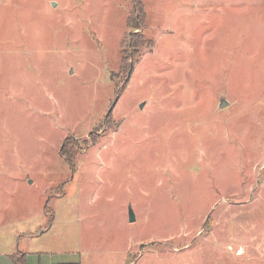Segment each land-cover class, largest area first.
Returning a JSON list of instances; mask_svg holds the SVG:
<instances>
[{"label":"rangeland","instance_id":"obj_1","mask_svg":"<svg viewBox=\"0 0 264 264\" xmlns=\"http://www.w3.org/2000/svg\"><path fill=\"white\" fill-rule=\"evenodd\" d=\"M139 1L0 0V249L264 264V0Z\"/></svg>","mask_w":264,"mask_h":264},{"label":"trees","instance_id":"obj_2","mask_svg":"<svg viewBox=\"0 0 264 264\" xmlns=\"http://www.w3.org/2000/svg\"><path fill=\"white\" fill-rule=\"evenodd\" d=\"M131 4H132V11H131L130 19L127 21V24L129 25V27H132L134 30H139L140 28H142L144 21V12L142 9V5L139 0H131ZM135 17H137V19H135ZM131 35L138 37L135 33L129 34L127 38V41L129 43H132ZM145 45L146 43L143 41L141 43V46L144 47ZM10 260L12 264H26L25 254L15 253L10 256Z\"/></svg>","mask_w":264,"mask_h":264},{"label":"crops","instance_id":"obj_3","mask_svg":"<svg viewBox=\"0 0 264 264\" xmlns=\"http://www.w3.org/2000/svg\"><path fill=\"white\" fill-rule=\"evenodd\" d=\"M20 238V237H18ZM5 253L2 252V250L0 249V264H12L10 262L9 259H7V257H10L11 255L15 254V253H20V254H25L23 253V250H19L18 248H16L15 251H4ZM26 264H33L32 263V258L31 257H27L26 256ZM72 264V263H70ZM76 264V263H74Z\"/></svg>","mask_w":264,"mask_h":264},{"label":"water","instance_id":"obj_4","mask_svg":"<svg viewBox=\"0 0 264 264\" xmlns=\"http://www.w3.org/2000/svg\"><path fill=\"white\" fill-rule=\"evenodd\" d=\"M115 102H116V100H115ZM223 105H224V102L222 100L221 103H220V105H219V107H222ZM142 107H143V104L140 105V108H142ZM108 113H111V111H109ZM127 216H128V222L129 223H134L135 222V214H134L131 206L128 207V214H127Z\"/></svg>","mask_w":264,"mask_h":264}]
</instances>
